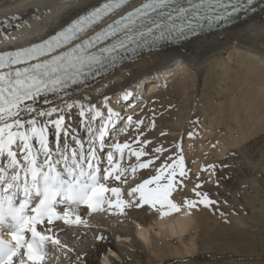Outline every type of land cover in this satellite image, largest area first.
Segmentation results:
<instances>
[{
    "label": "snow or ice",
    "instance_id": "1",
    "mask_svg": "<svg viewBox=\"0 0 264 264\" xmlns=\"http://www.w3.org/2000/svg\"><path fill=\"white\" fill-rule=\"evenodd\" d=\"M258 2L264 0H143L133 7L135 0H99L46 39L0 51V230L7 228L11 237L0 235V264H44L49 245L67 248L54 227L56 221L87 227L88 221L79 214L81 206L92 213L107 206L111 214L119 215L133 204L148 205L165 216L181 210L172 199L178 184H183L181 178L188 177L180 145L179 153L163 161L156 175L128 191L131 199H123V189L106 182L127 183L129 169L121 166L125 153L136 158L133 174L148 169L160 155L142 160L149 156L145 147L151 141H141L140 133L133 142L136 147L128 142L110 145L102 168L100 154L120 114L107 97L98 107L84 104L74 92L109 75L143 49L187 41L230 24L241 14L254 13ZM118 12L123 14L113 19ZM132 96L133 91L125 90L122 98ZM74 108L79 110L86 141L66 122ZM127 120L129 126L143 125V120L133 121L131 116ZM165 151L162 146L154 149L157 154ZM193 191L200 199L185 200L189 210L218 203L207 193Z\"/></svg>",
    "mask_w": 264,
    "mask_h": 264
},
{
    "label": "bare ground",
    "instance_id": "2",
    "mask_svg": "<svg viewBox=\"0 0 264 264\" xmlns=\"http://www.w3.org/2000/svg\"><path fill=\"white\" fill-rule=\"evenodd\" d=\"M98 2L99 0H0V51L15 50L46 39L65 26L71 18L82 14L86 7L96 6ZM221 53L227 54V57ZM213 56H218V65L213 71L215 76L208 77L207 72L204 74L203 95L207 96V99L202 103L203 111L207 116L212 114L209 104L212 96L207 93L216 91V94H222L226 99L225 112L226 109L230 112L226 117H229L231 122H225L226 131H216L219 138L213 146L205 144L203 137L207 133L199 139L203 149L208 147L209 153L206 156L197 152L190 157H204L206 170L203 171L205 175L212 177L211 180L216 181L215 168L207 166L222 167L225 157L236 155L235 151L239 149L244 155L242 159L247 162V167L243 166L241 169L244 175L239 183L253 200H259L264 198V189L261 191L254 185L264 183V180H261V171H264V134L260 138L256 136L257 132H264V2H258L254 13L241 14L229 25L205 30L187 41L167 43L157 49L141 50L132 60L117 65L109 75L78 88L74 97L80 98L86 105L98 107L103 106L107 97L110 106L119 112L120 117L109 133L110 135L115 132L113 139L109 141V135L106 137L105 148L116 142H128L136 147L133 143L137 138L135 128L134 138L126 137L129 128L134 125L133 123L129 126L127 118L131 116L133 121H138L139 112L157 96L180 97L185 90L181 87L184 80L182 77L186 75L185 81L189 78L188 80L195 83L196 77L202 74V65ZM229 62L233 63V66ZM145 87L146 92L148 89L147 93L143 92ZM125 90L133 91V96L127 101L122 98ZM185 101L187 105V99ZM122 109L125 110L124 114ZM189 109L190 104L187 105L186 113ZM218 109L217 106V109L213 110L217 114L214 116L216 119H213L216 126L220 119ZM123 115L126 116L122 117ZM66 122L74 133L87 140L78 109L74 108L66 116ZM50 133V140L54 144V129H50ZM187 137L183 145L194 146L197 137ZM165 138L163 137L167 145L172 144L168 135V140ZM180 143L182 145V142ZM172 145L175 146L176 143ZM156 147L142 160L155 155H160V159L156 160L149 170L141 169L140 172L138 169L136 175L139 180H135L137 182L134 185L125 186L126 183L110 179L106 182L108 186L122 188V198L131 199L127 195L128 191L156 175V169L168 157L167 153H155ZM126 155L129 154L126 152L125 157ZM124 161L126 160L122 161L123 167ZM196 161L195 169L203 168L199 161ZM104 164L106 165V160L101 167ZM187 167L188 163L185 162V170L188 172ZM181 179L183 184H178L172 199L182 207L179 212H173L171 215H162L160 211L148 205L137 208L133 204L125 210L124 215L111 214L107 206L105 211L95 213L81 206L79 214L88 221L87 227L56 221L54 231L67 248L60 249L49 245L44 264H104L102 261L108 264H264L263 260L255 258L259 251L264 255V248H257L251 240L241 241L235 232L223 229L221 224L218 230L213 232L212 228L216 223H212L209 208L198 205L189 210L184 206L185 200L200 199L193 189L200 191L202 187L194 188L196 180L192 173L188 172V177ZM228 181L227 176L219 180L223 186L228 184ZM205 185L207 187V184H202ZM213 210L216 211L214 207ZM239 222L246 224L243 219ZM203 234H206L205 240L201 237ZM98 235H102L104 239L97 240ZM219 236L221 240L226 241L221 242V246L214 243ZM116 238H120L121 242L116 241Z\"/></svg>",
    "mask_w": 264,
    "mask_h": 264
},
{
    "label": "rangeland",
    "instance_id": "3",
    "mask_svg": "<svg viewBox=\"0 0 264 264\" xmlns=\"http://www.w3.org/2000/svg\"><path fill=\"white\" fill-rule=\"evenodd\" d=\"M226 55L227 54L225 53L222 54V56L227 57ZM217 57L213 56L209 58L202 65V74H199L196 77L197 79L195 83H192L190 80H188L189 78H187L185 81L186 75L182 77V79L184 80L181 82V87L185 90L180 97L164 98L163 96L159 97L156 95L157 97L153 99L152 103L145 107L143 111L141 110L139 112L140 117L138 119L143 120V125H141L138 129L137 125L135 126L134 123V125L129 128L130 131L127 132L126 137L128 139L134 138L135 130L137 136H139V134L143 132L144 137L140 136V140L151 141V143L147 144V146L145 147V151L149 153V151L153 149V147L162 146L167 150L164 153H167L168 157L173 154H178L179 150L176 146L180 145L185 162L188 163V172L195 175L196 184L194 185V188H196L197 184H200L202 187L200 192L207 193L211 199L218 202L214 206L215 210L218 212L214 211L213 208H209V211H211L212 213V223H216L214 224L215 227L212 228V230H214L213 232H216L218 228L222 225L223 229H228L232 232H235V234L242 239L241 241L245 242L251 240L257 248H264V198L259 200H253L250 197L249 193L245 192L243 186L239 183V181L242 179V176L244 175V171L241 169H243V166L247 167V162L242 159L244 155L239 152L240 150L237 149L235 151V153L237 152L236 155H230V157L226 156L225 162L222 161V167H220V165H215L216 181H214V179L211 180L212 177H210L209 175H205L203 171V169L206 168L204 167L206 164V162L204 161V157H190V155H193L197 152H202V154H205L206 156V154L209 153L208 147L207 149H203V147H201L202 145L200 144L201 141L199 142V139H202L204 134L207 133V135L203 137L205 140V144H207V146H213V143L216 142L219 138L216 131L218 129L226 131V123L231 122V119L229 117H226L230 115V112L227 111V109L226 112L228 113L226 114L225 112L226 105L224 101L226 99L223 98L222 94H216V91L207 93L212 96V99L209 101L210 113L212 114H208L207 116L206 113L203 111L202 107V103H204L207 99V96L203 95L205 85L204 74L207 72L208 77L215 76L213 71L218 65ZM229 64L233 66V63L229 62ZM215 87H217V85H215ZM144 91L146 92V87L143 89V92ZM186 99L188 102L187 105L190 104V109L188 110V113H186ZM130 106H132V104ZM217 106L219 108L218 111H220L218 113V117L220 116V119L218 121V125L216 126V123L213 124V119H216L214 118V116H217V114L214 113L213 110H216ZM121 111L124 114L125 110L122 109ZM125 116L126 115H123L122 117ZM190 133L191 136L189 135ZM114 134L115 132H112L108 136L107 140L111 141L114 137ZM262 134H264V132H257L256 136L260 138L262 137ZM167 135L172 144L176 143L175 146L171 143H169V145H167V142V144L165 143L163 137H166L165 139L168 140ZM188 135L192 138L197 137V139L194 140V146L188 144L183 145L185 142V138H188ZM180 142H182V145ZM168 148L171 150H169ZM109 150V147L105 148V151L101 155L102 161L106 160L105 153ZM124 159L126 160L124 161L125 167L130 170L126 174L127 177H125L127 179V183L125 184V186H131L134 185L135 182H137L135 180H139L137 178L139 176L136 175L137 172L135 174L131 173V167L133 166V164L136 165L137 161L135 160L136 158L134 156L129 157V155H126ZM196 160L199 161V164L203 168H200L198 170L195 169V162H197ZM104 165L102 166V168L106 166ZM121 166L123 167V164H121ZM139 171L141 172V169ZM261 173V176L263 177L261 178V180H264V171H261ZM223 176L229 177V181L227 182L228 184H226L225 186H223L222 183L219 182L220 178H222ZM202 184H207V187L206 185L202 186ZM254 186H256V188L260 189L261 191H263L264 189V183L263 185L259 184ZM221 213H224L225 215H221ZM240 219H243L246 224H241L239 222ZM201 237L205 240L206 234H203ZM218 238L219 239L214 242L215 244L219 243L221 246V242L226 243V241L221 240L220 236ZM116 241L121 242V239L116 238ZM222 252L226 253L224 251ZM255 258L264 261V255L260 251L257 255H255ZM101 263L108 264L105 261H102Z\"/></svg>",
    "mask_w": 264,
    "mask_h": 264
}]
</instances>
